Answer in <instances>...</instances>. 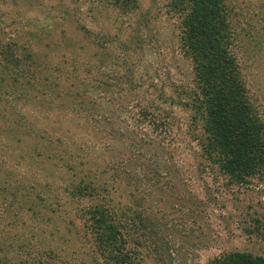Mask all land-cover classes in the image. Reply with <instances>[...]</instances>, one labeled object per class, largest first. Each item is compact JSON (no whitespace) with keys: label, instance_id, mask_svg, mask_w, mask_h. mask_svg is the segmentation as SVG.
<instances>
[{"label":"trees","instance_id":"obj_1","mask_svg":"<svg viewBox=\"0 0 264 264\" xmlns=\"http://www.w3.org/2000/svg\"><path fill=\"white\" fill-rule=\"evenodd\" d=\"M233 1L166 0L169 17H156L144 12L142 0H74L88 23L76 20L73 28L95 51L81 60L83 46H76L72 67H82L78 84H84L65 108L68 120L89 128L82 135L88 139L72 141L77 158L61 162L73 178H59L61 198L74 203L80 233L92 245L90 262L81 251L73 264H142L137 247L157 235L148 199L161 196L169 209L182 196L189 206L201 203L192 190L193 180L203 179V162L235 184L264 176V122L232 50ZM33 35L30 44L38 48L57 38L45 42L37 41L41 33ZM63 35L58 32L59 46L65 38L74 44ZM11 48L0 42L5 67L30 69L34 61ZM54 141L64 144L61 137ZM116 184L126 190L118 192ZM6 261L0 254V264ZM207 264H264V256L231 251Z\"/></svg>","mask_w":264,"mask_h":264},{"label":"rangeland","instance_id":"obj_2","mask_svg":"<svg viewBox=\"0 0 264 264\" xmlns=\"http://www.w3.org/2000/svg\"><path fill=\"white\" fill-rule=\"evenodd\" d=\"M165 2L142 0L141 6L156 17H169ZM262 5L261 0H234L231 18L237 34L232 50L249 100L264 122ZM78 9L74 0H0V42H10L11 53L34 61L32 69L26 66L22 71L0 61V254L6 255L5 264H73L81 251L90 262L91 241L80 233L74 203L61 198L64 182L59 179L73 178L61 163L77 158L72 141L88 139L82 135L89 128L73 124L65 109L84 84H78L82 67L76 71L72 67L76 46H83L81 60L95 51L73 28L77 21L88 23L86 10ZM60 31L74 38V44L65 38L59 46ZM34 33H41L37 41L57 38L38 48L30 44ZM159 60L163 62L161 55ZM175 112L185 115L180 108ZM56 118L65 121L62 126ZM64 129L68 132L63 136ZM58 137L63 145L54 141ZM202 164L203 179L195 178L192 190L198 205L189 206L182 196L169 209L161 196L148 199L153 207L147 214L157 235L146 237L144 246L137 247L139 263L207 264L231 251L264 256V176H252L240 185L216 165ZM116 186L118 192L126 190Z\"/></svg>","mask_w":264,"mask_h":264}]
</instances>
